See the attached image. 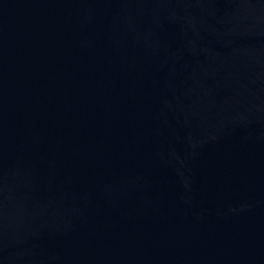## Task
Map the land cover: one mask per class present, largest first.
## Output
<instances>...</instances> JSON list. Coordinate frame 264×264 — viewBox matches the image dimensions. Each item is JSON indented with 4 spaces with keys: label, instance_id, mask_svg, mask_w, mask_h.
Returning a JSON list of instances; mask_svg holds the SVG:
<instances>
[{
    "label": "water",
    "instance_id": "1",
    "mask_svg": "<svg viewBox=\"0 0 264 264\" xmlns=\"http://www.w3.org/2000/svg\"><path fill=\"white\" fill-rule=\"evenodd\" d=\"M0 264H264V0H0Z\"/></svg>",
    "mask_w": 264,
    "mask_h": 264
}]
</instances>
